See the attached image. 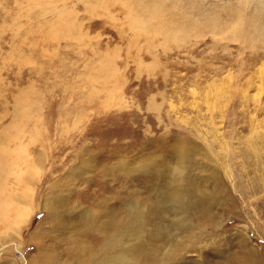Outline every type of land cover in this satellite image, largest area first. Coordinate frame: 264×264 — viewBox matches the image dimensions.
<instances>
[{
	"label": "rangeland",
	"instance_id": "374dc122",
	"mask_svg": "<svg viewBox=\"0 0 264 264\" xmlns=\"http://www.w3.org/2000/svg\"><path fill=\"white\" fill-rule=\"evenodd\" d=\"M0 187V264H264V0H0Z\"/></svg>",
	"mask_w": 264,
	"mask_h": 264
},
{
	"label": "bare ground",
	"instance_id": "6f19581e",
	"mask_svg": "<svg viewBox=\"0 0 264 264\" xmlns=\"http://www.w3.org/2000/svg\"><path fill=\"white\" fill-rule=\"evenodd\" d=\"M129 9V14H130V17H131V20H132V23L136 26L139 25L140 23V26L142 27V29H144L146 26L144 25L143 21L141 22L139 17H138V14H136L133 10V8L131 6L128 7ZM142 19V18H141ZM149 31V30H148ZM147 32V31H146ZM2 150H5L4 148H2ZM1 188V187H0ZM171 196V193H169L164 199H163V206L165 204V201H168V197ZM174 196V195H173ZM184 196V195H183ZM167 198V199H166ZM178 201V200H177ZM182 203V201H179V207H178V212H180V214H182V216L184 217V211H185V206H180V204ZM175 205V204H174ZM169 206V205H168ZM172 206V205H171ZM174 207V206H173ZM176 207V206H175ZM161 213L165 212V209L164 207L161 208ZM182 217V218H183ZM181 218V220H182ZM185 221V220H184ZM181 223V222H180ZM179 224V223H178ZM166 233V231H160V233ZM161 234V235H162ZM144 263V262H143ZM114 264H141V262L139 263L138 260L130 257L126 252H122L120 253L119 255L115 256L114 257ZM148 264V263H147Z\"/></svg>",
	"mask_w": 264,
	"mask_h": 264
}]
</instances>
